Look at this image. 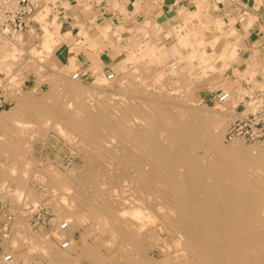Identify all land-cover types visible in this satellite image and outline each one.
<instances>
[{"label": "bare ground", "instance_id": "obj_1", "mask_svg": "<svg viewBox=\"0 0 264 264\" xmlns=\"http://www.w3.org/2000/svg\"><path fill=\"white\" fill-rule=\"evenodd\" d=\"M185 15L184 19L179 18L183 25H188L187 31L183 35L170 31L175 34L173 46L162 49L154 45L150 47L151 43L142 46L136 53L130 52L122 62L136 64L147 58L148 66L163 65L149 76L151 80H143L138 85L129 81L130 77L136 80L144 78L136 72L138 68H133L135 65L132 66L131 76L117 80V88L131 89L135 94L118 98L104 96L102 86L106 81L99 72L96 82L88 88L82 87L73 74L68 81L66 76L74 69L72 64L70 70L67 66L62 69V76L45 78L48 90L42 96L37 97L36 86L29 94L16 95L14 106L0 112L1 136L5 137L0 144L13 156L21 155L15 136L19 130L29 127L24 126L26 123L44 122L43 125L54 132L56 130L70 141L79 140L87 148L89 157L84 162V174L78 182L58 177V171L52 165L43 169L40 176L52 173V177L46 176L50 179L48 185L53 191L57 188L62 191L60 198L64 208L60 209L58 220L64 222L57 220L55 223L59 233L67 231L70 224L79 226L86 221L84 219H90L94 223L97 221L96 224L107 235L106 240H97L74 257L71 256L72 238L66 245L62 241L58 249L51 245L49 239H38L27 231L26 234L22 232L23 236L19 235L20 240L2 237L0 264H6L4 260L7 256L10 257L9 264L23 262L26 256L19 249L27 240L31 249L43 252L54 264H69L81 259H86L89 264H264V150L258 146L259 143L245 146L237 138L231 139L230 145L222 142L227 117L234 116L241 93L245 94L241 89L239 95L225 92L228 98L220 102L222 105H218L219 109L215 112L196 111L189 107L192 103L188 100L193 104L196 101L193 93L198 89L197 82L207 78L208 71L217 70L215 60L204 50L205 43L210 42L201 37L199 27L190 23L197 14L186 11ZM40 16L43 18L44 14H39L37 19ZM108 29L109 26L105 27L103 39L109 40L106 35ZM159 30L161 32L160 27ZM32 33V30H27L0 40V67L4 69L6 54L2 55L3 49H23L28 35ZM44 35L41 50L35 51L34 55H40L42 51L49 55L57 43L55 35L48 29L44 30ZM226 41L229 40L224 36L213 48L222 61L218 71L225 69L236 55L235 50L229 55L225 53ZM1 43L8 46L2 47ZM186 47L190 49L187 56L179 57L182 61L184 59L183 64L177 59L171 64L166 63L180 54L179 48ZM10 54L14 59L15 54ZM194 61L198 64L195 65ZM183 71H188L191 78L195 77V83L185 87V94L180 95L179 88L173 95H160L161 87L157 90L158 95L148 89L156 84L161 86L159 80L164 74L177 78L183 87L187 82L180 79ZM21 80L18 76L10 79L15 87ZM10 81L6 80L2 87H7ZM256 87L249 89L251 91ZM180 97H186L187 102L180 103ZM11 171L10 177L15 179L20 188L17 190L21 191L26 187L25 175L28 171L22 170L21 179L12 175L14 170ZM17 190L12 191L19 198L20 191ZM27 193L37 205L34 194L29 190ZM80 209L84 212L81 215L77 212ZM62 236V233L56 234L55 238L61 239ZM104 244L109 246L107 253L101 251ZM153 249L160 255L153 254Z\"/></svg>", "mask_w": 264, "mask_h": 264}, {"label": "rangeland", "instance_id": "obj_2", "mask_svg": "<svg viewBox=\"0 0 264 264\" xmlns=\"http://www.w3.org/2000/svg\"><path fill=\"white\" fill-rule=\"evenodd\" d=\"M39 12H40V10H38L36 13L39 14ZM185 12L186 11H180L178 17L174 18V20H176L179 17L184 19L186 16ZM36 13H35L34 17L36 16ZM196 14H197L196 18H194V19L192 18L190 23H192L191 25L193 27H196V28L199 27V30L201 32V37L203 39L207 40V42L208 41L210 42L208 44L205 43L206 45H204L205 46L204 50L207 53H210L212 59L215 60V63H216L215 70H217V71H215V72L208 71L207 72V78H205V79L202 78L199 82H197L198 89H196L195 93H193V95H194L193 97L196 100L195 101L196 103L194 102V104H193V102H190V100H188V103H192V104H189V107L195 108L196 111L201 110L203 112H207V110H208V111L215 112L219 109L218 105H222L220 102L218 103V101H217L218 97L217 96H219L221 93H225L228 91H230V93H231L230 95H232V93L239 95L240 91L241 92L243 91V93H245V94L241 93V97L243 96V98H241V97L239 98L238 105L235 107L234 116L227 117L228 118L227 119L228 124L225 127L226 128L225 129L226 130L225 135H226L231 124L239 117V112L243 109V106L241 103L243 101H245V99H246L245 97L247 95H249L250 89H252L255 86H259V83H262V82L254 80L253 79L254 75H252V76L248 75V77L246 79V80H248V81H246L247 84L245 83V85H243V87L238 86L234 90H232L231 88L228 87V83L226 82L225 76L223 73L227 72V70L229 69V65L225 69L218 71V69H220L222 67V61H220V59L218 58V54L213 49L217 45V43L220 42L221 39H223L224 36H222V35L217 36V34L215 36H213L215 34V29H214V32L211 31V32L205 33L206 24H203V22L199 21L202 24V26H204V27L200 26L197 23L198 20H200L198 13H196ZM194 15H195V13H194ZM45 16H46V14H45ZM45 16L43 18H45ZM40 18H41V16H40ZM40 18H38L39 19L38 20L36 17V19L38 21H42L43 18H41V19ZM156 23H157V25H156ZM156 23L154 25H151V26L150 25L148 26V24L144 25L141 23L135 24L134 26L126 25V26H124L125 28L124 27L119 28L115 24H112L109 26V24H108V26H109L108 31H110V32L108 33V31H107L106 35L108 34L107 37H109V40L108 39H105V40L108 42V46H111V47L115 46L117 48V49H115L116 51L114 54V61L112 62V64L109 65V68H105L103 70L102 60L99 59L98 57L97 58L94 57L93 58L94 65L89 68L90 73H88L84 76H80L79 73L77 71H75V70H77L75 68L71 73L68 74V76H66V79H68V81H69V80H71L72 74L74 75V74L78 73L79 77L73 76V78H76V80H79L80 85H82V87L85 86L84 88H88V87L92 86L93 83L96 82V79L98 78L97 75L99 72L101 74L102 78L104 77L103 79L106 81V84H104L102 86L104 96L110 95L109 98H118V97H122V95L135 94L131 89H119V88H117L118 87V85H117L118 81L117 80L123 76H125V77L131 76V72L134 70L133 68H138V70H136V72L138 74H142L146 80L142 77H138V80H136L133 77H130V80H129L130 83L131 82L137 83V85H138L139 83L143 82V80L146 82H147V80H151V78L149 76L153 75L159 69V67H161L163 65L160 66L158 64H156V65L151 64L148 66L147 65L148 64L147 58L137 61L136 64L122 63L124 60H126L129 53L130 52L136 53L139 51V48H141L142 46H145V45L149 46L151 43L152 44L150 45V47H152V45H154L153 47L162 48V49H163V47H171V46H173V44L175 42L174 36H173L175 34H172V33L176 32L177 34L183 35L188 29V25L184 24L185 25V27H184L182 21L181 22L179 21L177 23L173 22V23H171V25H163L164 27L160 26L158 24V21H156ZM135 26H137V27H135ZM154 26L156 27V29ZM216 26H217L216 30H218L219 32H223V30H224L223 27H225V26L222 25V23L217 22ZM159 27L161 28V32L159 30ZM42 28H43V30L41 32L33 31L34 34L32 33V34L28 35L29 39L26 41L25 47L23 49H21L22 51L21 50H15L12 47H10L9 49L7 48L6 50L3 49L4 50L3 52H5V53L2 52V55L5 56V54H6V56L3 59L4 69L2 68V66L0 67V77L2 78V80L4 79L2 82L5 83L6 80L10 81L11 78H17V76L20 77L22 80H21V83L19 85H16L14 82L16 87L12 86L13 83L11 81H10L11 83L9 82L7 84V87H6V85H4V88L2 87L3 90L5 89V91H4L5 93L3 95L4 99L1 100V102H3V101L4 102L2 103V108H0L1 109L0 112L1 111H7L10 108H12V106H14V99L16 98V95L18 96L20 93H22L20 95L29 94L32 91V89H34L36 86H37V94H38L37 97L42 96L48 90V84L45 81V78H48L50 76H55V75H57V76L61 75L62 76L64 74L62 72V69H65V68H63V67L61 68V67L57 66L53 60V57H54L53 51L50 52L49 55H48V53L43 52V51H42V54H40V55H36V53L34 55L35 51L41 50L43 37H45L44 30L47 28L45 25H43ZM118 28L123 30L121 32H124V35H122V36L119 35V33H118L119 29ZM129 28H131L132 30ZM169 29H172L173 31L169 30ZM174 29H176V30H174ZM28 31H30V30H28ZM115 31H116V33L113 35V33ZM111 35H113V36H111ZM137 35H138V37H137ZM149 35H151V36L149 37ZM154 36H156V37H154ZM113 39L116 43L115 42L113 43ZM147 39H148V41H147ZM142 42H145V44ZM119 44L121 45V48L118 47ZM1 45H2V43H1ZM7 46L8 45L6 43H4L2 45V47H7ZM134 48L136 49V51ZM11 49L14 52L11 51ZM189 50L190 49L188 47H186L185 49L179 48L178 54H179V52H180V54L177 55L176 57L170 58L166 63L171 64L172 62H174L177 59L180 61L181 64H183L184 59L182 61L181 58H179V57L182 55H184L182 57H186ZM224 50H225V53L227 55H229L230 53H232L235 50V46H232V44L229 41H226L224 43ZM28 51H30V52H28ZM10 53L15 54L14 59L11 58ZM52 54H53V56H52ZM7 57H9V58H7ZM235 57H236V55L232 58V60ZM156 59L159 60L158 57ZM40 60H41V62H40ZM193 63L195 65H197L198 61H194ZM132 66H134V67L132 68ZM37 69L38 70L42 69V70L39 72V71H37ZM44 70H45V72H44ZM69 70H70V68H69ZM49 71L52 73H50ZM187 72L188 71H183V74H182L183 77L180 78V79H186L187 80L186 84L183 87H182L183 83L179 84V82H177V78L174 79V77H171L169 75L164 74L162 79L159 80L160 84L162 83L161 86H157L158 84H156V85L153 84L154 89L153 88H148V89H150L153 93L158 95L159 88L161 87L162 93L160 95H163V94H172L173 95V93H175V89L179 88L180 89V95L185 94L187 92L185 90V87L189 86V84L195 83V80H194L195 77L191 78V76ZM111 75H112V78H108V76H111ZM146 76H148V77H146ZM196 77L198 78V75ZM38 78H40L39 83H38V80H39ZM263 78H264V76H263ZM188 79H190V81ZM248 84H251L253 87L251 86V88H250L248 86ZM136 86H134L133 88H135ZM163 87H165V88H163ZM242 88H243V90H242ZM239 89H241V90L239 91ZM13 93H14V95H13ZM185 99H186V97H184V98L180 97L179 102L180 103L187 102V100H185ZM43 124H45V123L44 122H42L41 124L26 123L24 126L28 125L29 127L26 126L25 129L19 130L18 131L19 134L16 131V133H17L15 136L16 137V143L18 144V148L20 149L19 152L21 151V155H20V153L17 156L11 155V152H7L8 149L6 150V148H3V146L0 144V174H1L0 175V197H1L0 198V228H1L0 229V254L2 253V245H3L2 239L4 237H7V236L10 238L16 237V240H20V236H23V234H26V231L28 232V234L30 233V235H33L34 237H36L38 239L40 237H41L40 239H43V240L49 239L48 241H52V242H50L51 245H54V247L58 248V249L61 248L60 244L62 243V241L63 242L65 241V243H68L69 238H72L73 239V242L71 245L72 250H73V251L71 250V256L72 257L76 256V254H78L82 250L86 249L87 246L94 244L97 240H100V239L106 240V238H107V235L102 232L101 227H99L98 224H96L97 221H95V223H94V221L90 220V219H84L86 221L83 222L82 224L79 223V226H77L75 224H70L67 231L65 230L63 232H60L63 234L61 239L55 238L56 234H60L58 232V230L55 229V223L60 218L58 216L60 209L62 207L64 208V205L61 202V198H60L63 196V194H62V191L60 189L57 188V189H55V191H53L52 188L48 185V181L50 180L48 178L52 177L53 174L51 173V175H49V172H48V174L46 175L48 178L46 176L42 177V176H40L41 171L43 169H46L48 166L52 165L53 167H56V169L58 171V177H62L63 179L65 178V180H67L69 182H72V180H74L72 183H76V182H78V179L80 180V178L84 174L83 168H84L86 161L88 160V157H89L88 153L89 152H88L86 147H84L80 144L79 140L70 141L71 139L63 137L56 130L54 132V130L52 128L46 127ZM12 127H14V126L12 125ZM47 128H50L49 131H47ZM51 129H52V131H50ZM1 134H3V133L0 130V140H5V137L1 136ZM45 135H46V137H45ZM225 135H224V140L222 142L224 145H230L229 143L231 142V140H229L227 138V135L226 136ZM17 138H19V139H17ZM43 138H45V139H43ZM234 139H236V138H233L232 140H234ZM237 139L242 141L243 144H245V146L256 145V144H253L254 142H247V141L242 140L241 138H237ZM258 146L262 150H264V145L259 143ZM211 155L214 156L215 153L212 152ZM9 159H11V160H9ZM24 168L27 170H25ZM11 170H14L12 175L17 177V179H21L22 170L28 171V172H26V175H25L26 187H23L21 189V191L17 190L19 187H18L15 179L10 177L11 173H12ZM82 170H83V172H82ZM75 180H77V181L75 182ZM48 186H49V188H48ZM24 188L26 190H24ZM6 189H7V191L5 192L4 190H6ZM12 190L20 191L19 198L17 197L15 192ZM28 190L34 194V202H37V205H36V203H33V201L31 200V197L27 193ZM9 191L11 192V194H9L10 193ZM2 192H4V193H2ZM73 194H75V192ZM13 196H14V198H13ZM77 212H79L78 213L79 215L84 213L83 210H81V209L77 210ZM85 215H86V213H85ZM86 217H87V215H86ZM57 222H64V221L62 219H60ZM12 223H13V225H12ZM10 227H11V229H10ZM22 232H23V234H22ZM2 233H4V234H2ZM100 242L102 243V241H100ZM22 243H23V246L21 249H19V252H22L26 257L23 260V262L20 260L19 264H54L53 260L49 256H46L43 252L38 251L37 249H34V248H32L34 250V251H32V249L30 248V243L28 242V240L24 241ZM108 247L109 246L107 244H104L103 246H101V251L103 253H107ZM30 250H31V253H29ZM153 254H155L156 256L160 255V253L157 252L155 249H153ZM78 263L79 264H89L86 259L72 261V263H69V264H78Z\"/></svg>", "mask_w": 264, "mask_h": 264}, {"label": "crops", "instance_id": "obj_3", "mask_svg": "<svg viewBox=\"0 0 264 264\" xmlns=\"http://www.w3.org/2000/svg\"><path fill=\"white\" fill-rule=\"evenodd\" d=\"M35 5L36 12L41 10L39 14L46 16L38 21L35 12L38 15L32 17L24 32H41L45 25L57 39L52 48L56 65L70 68L73 64L80 76L90 73L94 57L102 60L103 70L114 61L117 48L102 39L108 24L119 28L139 23L151 26L159 19L160 26L171 25L181 22L180 18L174 20L180 11H187L198 13L199 21L206 24L205 33L215 29L213 36H225L235 46L236 57L223 73L229 88L243 87L248 75L264 81V0H35ZM217 22L225 26L223 32L216 30ZM121 31L120 36L124 35Z\"/></svg>", "mask_w": 264, "mask_h": 264}, {"label": "built area", "instance_id": "obj_4", "mask_svg": "<svg viewBox=\"0 0 264 264\" xmlns=\"http://www.w3.org/2000/svg\"><path fill=\"white\" fill-rule=\"evenodd\" d=\"M35 12V0H0V40L24 32ZM73 76L79 77L78 73ZM108 78H112V75ZM3 80L0 77V108H2L1 100L4 99ZM248 86L251 88L252 85L248 84ZM217 97L218 102H223L228 98V94L221 93ZM245 98L241 103L243 109L229 127L227 138L229 140L241 138L247 142L264 145V82L259 83V86L251 90ZM4 261L9 264L10 257H5Z\"/></svg>", "mask_w": 264, "mask_h": 264}]
</instances>
